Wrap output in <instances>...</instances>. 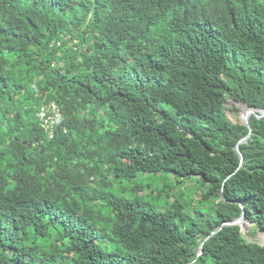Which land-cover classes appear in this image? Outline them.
Masks as SVG:
<instances>
[{
    "label": "trees",
    "instance_id": "obj_1",
    "mask_svg": "<svg viewBox=\"0 0 264 264\" xmlns=\"http://www.w3.org/2000/svg\"><path fill=\"white\" fill-rule=\"evenodd\" d=\"M227 102L264 109V0H0V264H264L239 225L197 256L264 230V118L238 143ZM161 171L203 222L112 191Z\"/></svg>",
    "mask_w": 264,
    "mask_h": 264
},
{
    "label": "rangeland",
    "instance_id": "obj_2",
    "mask_svg": "<svg viewBox=\"0 0 264 264\" xmlns=\"http://www.w3.org/2000/svg\"><path fill=\"white\" fill-rule=\"evenodd\" d=\"M225 104L228 108L226 111L228 116L237 114L241 119L243 108L234 104L236 109H233L232 102ZM250 115L252 114H249L248 117ZM201 189L204 188L201 187V181L197 176L181 178L180 182V177L171 172L161 171L156 174L139 173L132 179L117 182L112 191L120 192L126 198L135 199L144 207H154L160 210L166 208L167 204L179 200L185 206L182 210V216L185 218L197 216L199 222H203L209 204L203 206L195 200ZM198 213L202 214L199 215ZM239 226L245 238L264 244L263 229L254 227L247 219H244Z\"/></svg>",
    "mask_w": 264,
    "mask_h": 264
},
{
    "label": "water",
    "instance_id": "obj_3",
    "mask_svg": "<svg viewBox=\"0 0 264 264\" xmlns=\"http://www.w3.org/2000/svg\"><path fill=\"white\" fill-rule=\"evenodd\" d=\"M235 104H238L241 108H243V114L241 116V120L244 122V124L249 127V124H248V115L249 114H253L255 115L256 117L258 118H264V109H261V108H256V107H253V106H248V105H245L244 103H241V102H235ZM250 127H249V130H248V133L246 136H244L243 138H241L238 143H241V142H244L248 136L250 135ZM236 152L239 156V159H240V164H242V161H243V156H242V153L239 151L237 145H236ZM246 219L245 217V211L244 209H242V212L240 214V216H238L237 218H235L234 220H231V221H226V222H222L217 228H215L212 232H210V234H208L207 236H205L202 240V242L200 243L199 245V249H198V253H197V256L201 254V249H202V243L208 239L211 235H213L214 233H216L218 230H220L223 226H226V225H240L241 222ZM196 259V258H195ZM195 259L193 261H195ZM192 261V262H193ZM191 262V263H192ZM189 263V264H191Z\"/></svg>",
    "mask_w": 264,
    "mask_h": 264
},
{
    "label": "built area",
    "instance_id": "obj_4",
    "mask_svg": "<svg viewBox=\"0 0 264 264\" xmlns=\"http://www.w3.org/2000/svg\"><path fill=\"white\" fill-rule=\"evenodd\" d=\"M39 120L41 121V127L44 131L49 133V136H52L50 128L54 125L57 120L60 118V110L56 103L49 102L40 106L38 111L36 112Z\"/></svg>",
    "mask_w": 264,
    "mask_h": 264
},
{
    "label": "clouds",
    "instance_id": "obj_5",
    "mask_svg": "<svg viewBox=\"0 0 264 264\" xmlns=\"http://www.w3.org/2000/svg\"><path fill=\"white\" fill-rule=\"evenodd\" d=\"M51 102H53V101H51ZM49 103V102H48ZM55 103V102H54ZM59 107V106H58Z\"/></svg>",
    "mask_w": 264,
    "mask_h": 264
}]
</instances>
